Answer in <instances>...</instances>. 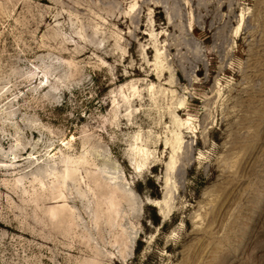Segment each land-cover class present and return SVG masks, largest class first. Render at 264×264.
Masks as SVG:
<instances>
[{
  "label": "rangeland",
  "instance_id": "rangeland-1",
  "mask_svg": "<svg viewBox=\"0 0 264 264\" xmlns=\"http://www.w3.org/2000/svg\"><path fill=\"white\" fill-rule=\"evenodd\" d=\"M0 264H264V0H0Z\"/></svg>",
  "mask_w": 264,
  "mask_h": 264
},
{
  "label": "bare ground",
  "instance_id": "bare-ground-1",
  "mask_svg": "<svg viewBox=\"0 0 264 264\" xmlns=\"http://www.w3.org/2000/svg\"><path fill=\"white\" fill-rule=\"evenodd\" d=\"M153 204H154L155 206L160 207V203H159V201H155Z\"/></svg>",
  "mask_w": 264,
  "mask_h": 264
}]
</instances>
